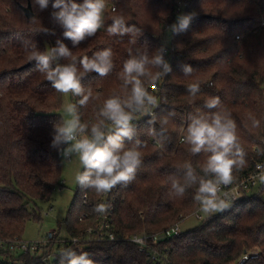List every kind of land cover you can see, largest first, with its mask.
Returning a JSON list of instances; mask_svg holds the SVG:
<instances>
[{
    "label": "trees",
    "instance_id": "obj_1",
    "mask_svg": "<svg viewBox=\"0 0 264 264\" xmlns=\"http://www.w3.org/2000/svg\"><path fill=\"white\" fill-rule=\"evenodd\" d=\"M106 1L116 10L107 9L104 27L74 48L53 19L51 6L40 11L33 0H0L1 240L21 239L27 222L41 219L37 201H50L54 190L64 185L62 155L50 146L54 125L63 117V95L37 71L35 62L29 61L25 41L44 51L62 40L72 49L77 65L85 55L91 57L105 48L112 49V71L103 77L90 73L81 80L85 88L92 90L93 99L80 107V98L73 96L82 122H94L106 99L125 94L118 73L128 59L130 47L146 49L149 55L162 46L169 49L164 56L172 72L146 87L158 99V107L153 109L158 119L169 111H174L175 116L170 119L166 136L157 143L147 134L150 117L136 115L133 124L144 142L142 164L130 184L117 185L106 193L113 200L119 237L161 232L199 207L193 200L194 188L186 190L183 197L171 195L168 177H182L188 162L199 171L198 165L206 159L205 153L192 155L180 139L190 115L215 111L205 107L209 97L218 96L231 113L238 142L246 153L245 166L233 172L235 179L248 175L256 164H264V0ZM180 1H185L186 6L177 12ZM28 3L35 12L30 19L22 8ZM189 13L194 14L189 28L173 34L169 26L178 15ZM116 15H123L139 33L110 36L106 29ZM44 28L49 31L43 32ZM166 31L172 34L171 46L163 42ZM133 39L135 44L131 43ZM184 64L193 67V79L183 77ZM192 82L200 84L195 98L187 92ZM250 113L260 121L259 127H252ZM154 127L158 130L159 123ZM85 192L89 206L83 201ZM103 195L78 186L73 209L65 219L70 234L80 235L96 224L93 208ZM87 212L89 216L83 217ZM252 249L260 250V256L248 264H264V182L258 194L232 202L228 210L211 215L160 246V252H168L172 264H234ZM85 252L94 264H153L137 245L126 240L93 242ZM0 264L7 263L0 260Z\"/></svg>",
    "mask_w": 264,
    "mask_h": 264
},
{
    "label": "clouds",
    "instance_id": "obj_2",
    "mask_svg": "<svg viewBox=\"0 0 264 264\" xmlns=\"http://www.w3.org/2000/svg\"><path fill=\"white\" fill-rule=\"evenodd\" d=\"M40 11L51 6L53 19L62 28L64 39L70 40L73 47H78L86 39L93 37L104 27V15L107 10L106 0H33ZM194 14L177 16L174 24L169 26L173 34L186 31ZM106 31L110 36L123 37L127 34L135 36L139 29L129 26L123 15L113 16ZM43 32L49 30L44 28ZM135 44V39L131 40ZM29 61H34L37 71L59 93L72 94L79 97L78 105L85 107L93 99V92L85 88L81 80L90 73L103 77L114 67L113 51L105 48L93 54L83 56L77 65L70 49L62 40L56 41V46L41 51L34 43L24 42ZM165 46L149 55L146 49H128V59L124 61L118 73L125 90L123 96L114 94L99 108L96 120L81 121L77 104L64 105L67 118H61L54 125L55 133L51 147L64 158L78 156L82 171L75 176L76 183L82 190H93L97 194H106L117 185L127 186L136 177L142 164L144 142L138 138V131L133 124L137 114L150 117L147 134L157 143L166 136L167 126L174 111L157 117L153 111L158 107V99L149 91L146 85L154 86L157 81L172 72L170 63L165 59ZM61 61H70L61 63ZM185 79H193L194 69L190 64L181 66ZM188 94L195 98L200 92L199 82L187 85ZM208 113L190 115L182 142L188 145L192 155L205 153L206 159L194 168L190 162L183 166L182 177L171 175L170 194L183 197L186 190L194 188L193 200L205 214L223 212L230 208L229 194L223 193L224 186L231 185L235 179L234 170L242 169L245 164L243 148L238 142L237 125L231 113L222 106L220 98L209 97L205 102ZM252 127H259L260 121L251 113L248 116ZM159 123L157 130L154 125ZM131 143L126 144L125 141ZM63 146V147H62ZM264 181V174L260 176ZM86 197V192H85ZM110 206L98 203L93 211L105 214ZM94 264L87 252L73 249L61 251L60 264Z\"/></svg>",
    "mask_w": 264,
    "mask_h": 264
},
{
    "label": "built area",
    "instance_id": "obj_3",
    "mask_svg": "<svg viewBox=\"0 0 264 264\" xmlns=\"http://www.w3.org/2000/svg\"><path fill=\"white\" fill-rule=\"evenodd\" d=\"M106 4L107 9H111L112 11L116 10V6L110 5L107 1ZM185 6L186 2L180 1L176 7L177 12L184 10ZM164 54H169L168 48H166ZM180 142H182V137ZM262 174H264V164L258 163L255 169L248 175L240 179H235L231 185L224 186L221 195L227 192L231 203L239 201L246 196H250V192L255 189L259 190V187L263 184L264 181L260 179ZM83 201L85 206H89L87 196L84 197ZM102 202L110 206L107 212L105 214H99L93 211V214L95 213L96 224L90 225L80 235L70 234L69 238H65L60 231L53 230L47 233L42 239L32 242L23 241L22 238L0 239V250L2 251L1 255L3 256L4 262L7 264H60L61 251L64 249L70 248L79 253L85 252L87 246L93 242H116L119 240H126L137 245L138 250L145 254L153 264H172L171 259L168 254H166L168 252L163 253L161 251V253L160 246L162 243L183 233L180 224L188 218V215L181 217L180 220L175 222L172 226L158 233H142L119 237L115 231L113 200L109 194H105L98 200L97 204ZM213 214L201 212L199 206L192 216L203 221ZM88 216L89 212L83 217ZM259 256L260 250L258 249L245 251L235 264H248Z\"/></svg>",
    "mask_w": 264,
    "mask_h": 264
},
{
    "label": "rangeland",
    "instance_id": "obj_4",
    "mask_svg": "<svg viewBox=\"0 0 264 264\" xmlns=\"http://www.w3.org/2000/svg\"><path fill=\"white\" fill-rule=\"evenodd\" d=\"M172 40V34L166 31V33L163 35L164 44L166 46H171ZM62 95L63 104L60 113L62 114L63 118H67L63 111L64 105L67 103H73V95L70 93L67 95ZM81 170L82 166L79 163L78 156L73 155L70 159H66L62 156L61 180L64 182V185H61L54 190L50 201H37V208L41 212V219H32L27 222L22 235L23 241L32 242L40 240L47 233L52 232L53 230L60 231L65 238L70 237L67 225L65 224V219L69 211H71L74 206L73 199L76 196L79 186L75 181V176ZM258 191L259 190L256 189L253 190L250 192V195H256L258 194ZM195 211L196 209L186 213L188 218H186L180 224L181 230L183 232L200 224L201 221L192 216ZM0 260H3V256L1 254Z\"/></svg>",
    "mask_w": 264,
    "mask_h": 264
},
{
    "label": "water",
    "instance_id": "obj_5",
    "mask_svg": "<svg viewBox=\"0 0 264 264\" xmlns=\"http://www.w3.org/2000/svg\"><path fill=\"white\" fill-rule=\"evenodd\" d=\"M24 13L26 14L27 18H33L35 16V12L32 8V5L28 3L27 6H22Z\"/></svg>",
    "mask_w": 264,
    "mask_h": 264
}]
</instances>
